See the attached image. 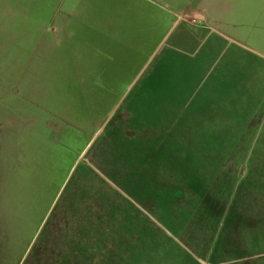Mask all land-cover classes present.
I'll return each mask as SVG.
<instances>
[{
  "label": "rangeland",
  "instance_id": "rangeland-1",
  "mask_svg": "<svg viewBox=\"0 0 264 264\" xmlns=\"http://www.w3.org/2000/svg\"><path fill=\"white\" fill-rule=\"evenodd\" d=\"M57 2L0 0V264H19L34 242L33 219L26 231L19 227L24 206H35L36 224L77 161L74 177L119 176L117 169H100V154L112 161H146L151 155L153 189L168 192L170 199L183 197L185 209L199 208L200 197L207 200L215 188L221 199H233V208H247L246 196L264 193L259 183L264 178V0L234 6L239 8L232 9L233 24L214 34L221 43L210 58L168 46L187 24H178L160 44L176 15L156 11L149 23L130 27V49L106 63L126 72L118 75L100 74V42H88L87 54L78 57L73 50L69 58L68 43H55L56 51L53 39L36 40L40 33L32 23L40 17L47 21L44 7ZM81 14L85 30L99 28L90 24L100 19L96 10ZM223 45L227 54L220 53ZM156 50L160 53L127 90ZM110 78L116 89L100 90V82ZM46 118L53 134L38 140L50 146L30 153L29 134L40 131L39 124L48 129ZM152 205L162 213L173 211L169 202Z\"/></svg>",
  "mask_w": 264,
  "mask_h": 264
},
{
  "label": "crops",
  "instance_id": "crops-1",
  "mask_svg": "<svg viewBox=\"0 0 264 264\" xmlns=\"http://www.w3.org/2000/svg\"><path fill=\"white\" fill-rule=\"evenodd\" d=\"M157 1L58 0L52 9L42 3L37 9L49 10L47 21L40 17L32 25L40 33L37 41L53 39L51 49L57 51V42L68 43L64 50L69 58L73 50L78 51V57L83 52L87 54L88 42H100V74L118 75L126 72L110 69L106 63L130 49V27L137 22L143 25L153 19L154 13L158 17L156 11H170L176 17L160 44L178 24H187L181 37L168 46L184 50L191 57L210 58L221 43V38L214 34H221L220 28H230L232 9L241 7L244 0H159L161 6ZM89 9L100 14L99 20L90 23L99 27L96 31L83 28L88 24H83L86 15L81 12ZM191 17L196 20L194 24ZM227 48L221 46L220 53L227 54ZM157 51L142 62L127 90L160 53ZM112 78L101 81L100 90L116 89L113 80L120 78ZM146 103L151 111V101L145 100V106ZM108 119L109 115L104 122ZM45 121L48 129L41 130L39 124L40 131L29 134L33 138L30 153L45 151L41 147L50 146L48 140H38L53 134L52 123L47 118ZM99 160L100 169H117L119 176H104L100 180L74 177L73 170L80 164L77 161L65 185L41 214V220L34 223L37 216L34 205L24 206L19 227L26 231L27 224L32 222L29 219L36 226L32 230L34 242L24 250L19 264H264V193L246 196V201L251 202L247 208H233V199H221L215 188L208 193L207 200L200 197L199 208L185 209L183 197L170 199L168 192L153 189L151 155L146 161L128 158L112 161L105 153L100 154ZM260 180L264 187V178ZM157 201L171 203L172 213H162L150 206Z\"/></svg>",
  "mask_w": 264,
  "mask_h": 264
}]
</instances>
